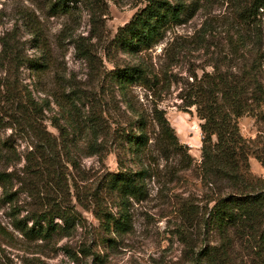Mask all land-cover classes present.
<instances>
[{"label":"rangeland","instance_id":"rangeland-1","mask_svg":"<svg viewBox=\"0 0 264 264\" xmlns=\"http://www.w3.org/2000/svg\"><path fill=\"white\" fill-rule=\"evenodd\" d=\"M48 1L0 0V118L22 116L26 100L48 99L50 107L44 108L39 123L58 142L69 143V156L78 165L67 161L64 151L59 164L62 184L45 177L22 180L33 138L16 123L0 128V139L6 142L0 164L15 174L8 184L12 197L0 185V223L7 230L0 233V264H189L200 250L220 242L218 231L203 224L207 212L200 175L203 119L181 97L186 82L193 80L191 73L201 76L204 69H212L210 51L185 41L200 27L203 11L170 27L148 51L132 53L118 45L116 36L144 1L106 0L107 12L96 25L84 2L69 16L51 15ZM225 7L218 5L214 13ZM33 23L41 25V39L32 33ZM66 23L72 31L68 36L61 33ZM177 35L184 37L167 50ZM77 39L88 44V56L77 52ZM47 54L51 63L44 69L33 65L35 60L44 62ZM140 60L158 78L153 81L152 74L149 85L136 81L123 86L113 70ZM62 96L69 99L67 107L59 104ZM157 109L165 110L180 142L187 145L185 154L169 152L167 157L155 143ZM140 115L151 139L137 156L121 136L137 130ZM88 118L98 124L105 145L102 153L87 151L92 137ZM239 125L244 136L260 135L264 144V119L245 113ZM61 131L68 134L64 139ZM250 164L254 174L264 175V163L255 155ZM123 166L147 169L143 197L124 196L108 185L110 174ZM12 215L25 219L29 227L35 216L44 228L51 224L50 229L45 236L28 237L13 226ZM250 246L248 236L236 239L233 256L239 263L250 255L255 258Z\"/></svg>","mask_w":264,"mask_h":264},{"label":"trees","instance_id":"trees-1","mask_svg":"<svg viewBox=\"0 0 264 264\" xmlns=\"http://www.w3.org/2000/svg\"><path fill=\"white\" fill-rule=\"evenodd\" d=\"M141 1L145 2L144 6L116 36L118 45L132 53L148 51L165 38L170 27L193 17L200 10L205 16L200 27L185 37V41L210 51L212 62L209 64L212 69H204L201 76L191 73L193 80L186 82L181 97L184 105L195 106L198 116L203 119L200 124L203 132L200 175L206 187L207 199L203 224L218 231L220 242L200 250L197 256L189 260V264H264V175L254 174L250 164L251 155L264 163V144H260V135L244 136L239 125V117L245 113H255L264 119V0ZM79 2H84L88 7L93 25L98 24L108 9L106 0H49L48 9L51 15L70 16L74 15ZM218 5H226L225 10L214 13ZM42 30L41 25L33 23L31 26L32 33L39 39ZM71 32L66 23L61 33L68 36ZM179 37L184 36H174L167 50L174 49ZM2 43L8 52V42L3 39ZM76 48L82 56H88L91 51L82 39L76 40ZM34 62L33 65L38 69H44L51 63L50 55L45 56L44 62ZM113 75L123 86H127L136 81L149 85L151 75L154 81L157 73L152 71L145 60H140L116 67ZM44 100L22 102V116L10 114L8 120H5V116L0 118V128L16 123L20 125V130L33 138L29 142L31 149L22 168L24 176H19L22 180L32 176L41 179L45 177L60 185L63 171L59 164L64 158V151L67 153V161L73 166L77 167L78 162L75 157L69 156V143L58 142L57 136L47 131L46 127H41V113L44 108L50 107V101ZM68 100L65 101L63 96L58 97L63 107H67ZM155 114L159 131L154 139L165 150L164 155L168 157L169 152L185 154L187 145L180 142L165 110L157 109ZM88 120H91L89 127L92 128V137L87 151L89 154L102 153L105 145L99 139L98 124L95 118ZM138 122L137 130H130L121 136L129 150L137 156L151 139L143 116L140 115ZM55 125L58 127V124ZM60 133L63 139L68 135L63 131ZM5 147L6 142L0 139L1 154ZM146 175L147 169L144 167L134 170L123 166L110 174L108 185L124 196L140 198L144 195ZM14 178V172L8 170L6 164H0V185L8 197L13 195L8 192V184ZM12 216L13 226L28 237L45 236L50 229L51 224L44 228L35 216L34 225L30 227L25 219ZM6 232L0 223V233ZM244 236L252 239L250 248L255 258L250 255L251 258L247 257L239 263L233 252L236 250V239Z\"/></svg>","mask_w":264,"mask_h":264}]
</instances>
